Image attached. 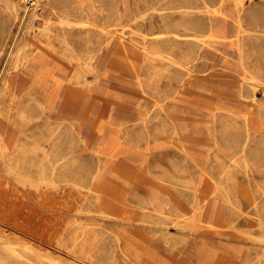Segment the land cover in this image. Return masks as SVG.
<instances>
[{
    "label": "rangeland",
    "instance_id": "rangeland-1",
    "mask_svg": "<svg viewBox=\"0 0 264 264\" xmlns=\"http://www.w3.org/2000/svg\"><path fill=\"white\" fill-rule=\"evenodd\" d=\"M11 1L13 0H0L1 34L4 29L12 26V18L6 9L7 3ZM52 1L62 5L67 0ZM70 1L74 6L80 3L84 9L93 6L100 11L109 0ZM110 1L121 14L122 28H118L111 45L98 51L95 63L58 61L57 58L62 54L58 50L62 48L55 43L57 55L53 61L45 63L43 69L38 71L39 76L32 80L30 78L20 91L13 94L4 83L6 78L2 77V72L11 65L9 53L19 34L18 24L12 26L8 46L5 44L3 47L0 59V125L4 128V134L0 136V240L7 242L4 244L10 249L14 247L15 253L3 250L0 241V264H71L75 255L70 251L68 239L78 224L98 229L100 235L119 231L113 222L103 223L98 204L88 198L87 191L79 196L75 185L79 177L89 180L96 171L98 159L104 162L107 158L104 154L108 153L107 149L138 155L129 172L124 192L129 205H135L129 201L128 194L134 180L142 182L138 194L143 199L157 190L154 185L156 177L170 181L173 178V182L178 180L171 176L174 160L172 151L178 141L173 129L174 110L177 107H181L179 109L194 120L189 137L194 139L197 149L205 152L212 149V153L215 151V147L211 148L214 130L219 134L223 129V122L220 120L212 124L211 115L208 116V121L205 120V112L211 107L205 90L193 94L195 89L205 86L210 80L193 81L175 94L178 88L171 69L156 63L151 56L156 48L152 41L158 25L155 16H133L136 3L143 4L147 0ZM20 6L24 9L21 14L30 15L35 9L38 15L43 14L40 5L33 9L29 3L20 2ZM125 7L127 12H124ZM85 14L88 19L94 18L92 12ZM101 14L95 20L102 23L106 14ZM31 23L35 30L40 27L39 18ZM28 25L29 23L24 22L22 28L25 29ZM24 29L18 42L22 43L25 39ZM28 33L32 35V31L29 30ZM86 37L80 34L72 40L79 48H83ZM119 37L126 41L129 51L127 55L117 48L116 40ZM91 38L96 42L99 37ZM17 84L22 85L18 78L11 88H16ZM185 94L197 96L183 100ZM256 97L259 98V94ZM210 109L213 113L214 108ZM255 116L252 130H259L260 119ZM254 135L252 133V150L261 142L257 141L260 135ZM43 150L47 154L56 151L58 162L54 166L49 158L42 155ZM121 157L125 158L124 155ZM109 160L107 175L116 168L115 159L110 157ZM146 166H150L149 172ZM101 169L103 170L102 167ZM191 175L181 176L175 186L177 190H169L172 200L184 203V199L176 191L182 186L198 182L197 175ZM205 178L207 185L203 182L201 188L208 192L216 190L220 228L217 230L213 226L216 222L215 215L206 205L207 211L201 215L196 214L199 219L197 222L185 220L188 225L184 229L172 226L173 223L168 226L169 240L166 244L161 240V232L144 234L135 239V253L140 255L143 264L264 263V224L259 226L262 214L249 207L243 213L233 215L235 222L228 225L223 218L230 206L225 205L222 200L225 191L230 197L235 194L238 199L249 195L251 199H257L260 206L259 189H264V176L257 174L245 178L237 175L229 180L208 176ZM199 195L202 200V194ZM80 208L83 209L81 213ZM127 212L130 214L127 213L125 217L139 219L129 208ZM246 212L248 219L250 218L249 225L245 219ZM187 216L189 218L191 215ZM168 248H171V252ZM46 259L48 262L44 261ZM92 262L94 259H90L88 264ZM104 263L133 264L123 261L119 253L115 262L111 260Z\"/></svg>",
    "mask_w": 264,
    "mask_h": 264
},
{
    "label": "bare ground",
    "instance_id": "bare-ground-1",
    "mask_svg": "<svg viewBox=\"0 0 264 264\" xmlns=\"http://www.w3.org/2000/svg\"><path fill=\"white\" fill-rule=\"evenodd\" d=\"M13 1L7 3L6 9L12 18V26L18 24L19 34L9 53L11 65L8 70L6 67L2 72V77L6 78L4 83L13 94L20 91L30 78L32 80L33 77L39 76L38 71L43 69L45 63L53 61L57 55L55 43L62 48L58 50L62 52L57 58L58 61L95 63L98 51L106 49L113 43L114 35L122 25L121 14L110 0L100 8V11L93 6L84 9L80 3L74 6L70 0L62 5L52 0ZM20 2L29 3L33 9L40 5L43 14L38 15L36 9L30 15L21 14L24 9ZM134 7L135 18L138 16L142 18L148 14L151 17L155 16L158 25L155 27L157 33L152 41L156 48L151 56L156 63L171 69L178 88L175 94L193 81L210 80L205 86L195 89L193 94L203 90L208 93L211 107L205 112L207 117L204 118L208 121V116L211 115L212 124L221 120L223 129L219 134L214 130V143L211 147H215L213 153L212 149L206 152L198 150L194 139L191 140L189 137L190 126L194 120L181 111L179 109L181 107H177L174 110L173 129L178 141L172 151L174 160L171 176L177 177L178 180L173 182L170 176L168 177L171 181L156 177L154 185L157 190H153L147 199L140 198V193L138 194L142 187L141 180H134L128 194L129 201L135 205L126 203L124 192L127 189L129 172L134 167L138 155L107 149L108 153H104L107 158L104 162L98 159L96 171L89 180L79 177L75 185L79 196L83 191H87L88 198H92L98 204L103 223L113 222L119 231L100 235L98 229L78 224L68 239L70 251L75 255V260L71 264H88L90 259H94L92 264H105V261L111 260L115 262L118 253L125 262L143 264L140 255L135 253L137 238L143 237L144 234L154 235L161 232V240L166 244L169 240L168 226L173 223L172 226L184 229L188 225L185 220L197 222L199 219L196 214L201 215L207 211L206 205L215 215L216 222L213 226L218 230L219 204L216 190L208 192L201 188L203 182L207 185L205 177L229 180L237 175L245 178L257 174L264 176V0H147L143 4L136 3ZM87 12L94 13L92 20L86 17ZM124 12H127L126 7ZM101 13L106 14V19L102 23L95 20L102 15ZM36 18L40 19L38 23L40 27L37 30L31 23ZM24 22L29 23L25 29L22 28ZM12 26L7 29L2 27L4 32L0 33V59L3 47L8 44L12 34ZM23 29L25 39L21 43L18 42V37L22 35ZM29 30L32 31L31 36ZM80 34L87 36L83 48H79L72 40ZM91 36L99 38L93 42ZM116 41L118 50L127 55L129 51L125 39L119 37ZM16 78L22 85L17 84L13 89L11 85ZM193 94L183 95V100L197 96ZM257 94L259 98L256 97ZM210 108H214L213 113ZM254 116L260 119L259 130H252ZM252 133L259 134L257 141H261L254 150L250 148ZM3 134L4 128L0 125V136ZM42 153L45 158L50 159L52 166L58 162L55 150L49 154L43 150ZM121 155L125 158L122 159ZM110 157L115 159L116 168L107 175L106 166L110 162ZM146 170L149 172L150 166H146ZM184 174L197 175L199 180L176 191L184 199V203L179 204L171 199L169 190H177L175 186ZM259 191L260 206L257 204L258 200L251 199L249 195L244 199H238L235 194L230 197L223 191V203L230 206L223 221L232 225L235 222L233 215L243 213L251 207L262 214L259 226L263 225L264 189L260 188ZM199 194H202V200ZM88 203L91 204L90 201ZM128 208L139 219L125 217ZM82 210L80 208L79 212H83ZM187 215L191 216L188 218ZM245 215L246 223L249 225V215L247 212ZM4 243L7 242H2L3 250L10 254L15 253L14 247L10 249ZM168 249L171 252V248ZM44 261L48 262L47 259Z\"/></svg>",
    "mask_w": 264,
    "mask_h": 264
}]
</instances>
